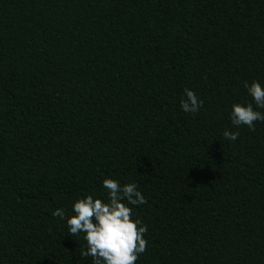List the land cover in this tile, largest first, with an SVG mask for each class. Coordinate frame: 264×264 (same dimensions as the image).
Here are the masks:
<instances>
[{
  "label": "trees",
  "instance_id": "trees-1",
  "mask_svg": "<svg viewBox=\"0 0 264 264\" xmlns=\"http://www.w3.org/2000/svg\"><path fill=\"white\" fill-rule=\"evenodd\" d=\"M253 80L264 0H0V264H94L53 212L105 178L147 200L136 264H264V122L230 117Z\"/></svg>",
  "mask_w": 264,
  "mask_h": 264
},
{
  "label": "clouds",
  "instance_id": "clouds-1",
  "mask_svg": "<svg viewBox=\"0 0 264 264\" xmlns=\"http://www.w3.org/2000/svg\"><path fill=\"white\" fill-rule=\"evenodd\" d=\"M253 102L234 103L231 110V122L239 127L246 125L255 131V122H264V87L253 80L245 83ZM186 98L181 100V108L187 113H196L203 102L194 91L185 88ZM223 137L235 141L238 131L225 129ZM103 188L107 191V199L94 198L89 194L78 198L73 204V213L66 217V210L57 208L54 216L66 218L69 235L79 236L84 233L86 242L82 256L91 257L94 264H136L140 254L147 249L145 233L147 226L139 218H133V209L129 205L147 203L145 196L138 190L134 182L121 184L113 178L103 180Z\"/></svg>",
  "mask_w": 264,
  "mask_h": 264
}]
</instances>
